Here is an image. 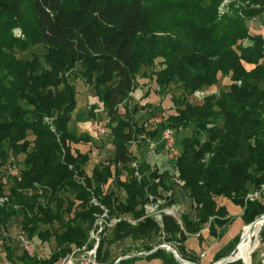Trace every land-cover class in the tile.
I'll return each mask as SVG.
<instances>
[{
    "label": "trees",
    "instance_id": "16d2710c",
    "mask_svg": "<svg viewBox=\"0 0 264 264\" xmlns=\"http://www.w3.org/2000/svg\"><path fill=\"white\" fill-rule=\"evenodd\" d=\"M221 2L79 0L72 12L64 0H0V10H16L13 19L33 44L46 48L41 56L23 59L13 52L27 50L21 40L0 37V197H7L0 205V241L4 232L12 236L10 223L20 219L19 231L29 240L52 238L55 245L44 259L23 252L24 264H57L72 247L84 244L101 211L89 203L92 196L110 215L136 220L118 221L101 239L98 259L104 264L115 261L110 260L112 245L129 238L144 242L148 252L159 244L160 235L179 243L180 256L195 262L185 249L186 237L200 236L208 224L207 232L221 238L232 223L228 204L241 208L244 225L264 213V37L249 28L250 20L262 12L253 6L264 5V0H232L219 15ZM22 5L24 13L18 12ZM76 66L71 75L92 87L106 113L114 151L90 176L85 171L89 151L78 145L91 140L69 128L75 79L68 72ZM142 67L150 69L158 90L174 85L178 91L171 97L173 110L152 129L134 118L135 108L128 109ZM223 80V89L190 101ZM121 103L125 117L118 111ZM96 108L90 107L91 115ZM166 128L173 130L180 147L171 154V168L192 212L181 214V223L162 214L160 225L144 216V204L148 195L160 196L158 187L170 189L165 180L172 172L151 168L131 147L147 145L146 138L155 139ZM9 161L20 167L19 181L4 173ZM253 191H261L260 198L246 199ZM173 203L172 196L164 206ZM259 237L264 243V222ZM237 240L219 250L214 260L226 256ZM2 246L12 261L10 245L5 240ZM145 259L180 264L162 248Z\"/></svg>",
    "mask_w": 264,
    "mask_h": 264
},
{
    "label": "rangeland",
    "instance_id": "374dc122",
    "mask_svg": "<svg viewBox=\"0 0 264 264\" xmlns=\"http://www.w3.org/2000/svg\"><path fill=\"white\" fill-rule=\"evenodd\" d=\"M149 1H152L155 4L158 2V0H149ZM231 1L232 0H222L220 6L218 7L219 15L227 11V6ZM64 2L65 4H67V6H69V9L72 12H74L76 8V3H78L79 0H64ZM23 7L25 6L24 5L20 6L18 12L20 13L26 12L27 9ZM253 7L254 9L262 10V12L259 15H257L255 18L250 20L249 22L250 33L252 34L259 33L264 37V32L260 29V24L263 23L264 21V10H263L264 5L253 6ZM15 11L14 12L10 11L9 13H7L5 11L0 10V37L8 36L9 38L11 37L17 40H21V42L24 43V46L22 47L27 49L25 52L23 51L17 52L16 49L13 50V52L15 51L16 56L19 58L30 59L33 57V54L41 56L43 53L46 52V48L43 47L42 45L33 44L31 38L25 34L24 30L20 26L19 24L20 22L18 20L13 19V16L16 14ZM244 43H248V40H244ZM156 66L157 64L153 66V69H155ZM77 70H78V66H76L73 69V71L71 72L69 71L68 73L69 75H71L72 73H75ZM149 72L150 69L148 67H142L140 69L137 77L136 89L134 90L133 93H131L130 100L128 102L129 111L135 108L136 113L134 114V118L139 119V123H143L146 129L154 128L156 122L160 121L161 118H163L169 111L173 110L171 97L174 96L175 94L177 95L178 93L174 85H170L167 87V89H163V90H158L157 87L155 88L153 81L149 78ZM74 76L75 75H71V79L74 80L75 79ZM74 82H75L74 83L75 108L71 112V120L69 122V128L75 131L77 135L80 134L88 135L91 140L86 145H78L79 149H81L82 151L84 150L86 151V149L89 151V161L85 166V171L90 176L93 167L99 161H105L108 158H112L114 151L108 138L109 133L108 135L103 136L102 138H98L96 134H94L89 130V127L91 126V123L94 120L107 121L106 113L102 109L97 98L94 96L92 87L85 85L81 79H75ZM225 84L226 82L223 80L220 82L218 86L201 91L196 95L191 96L189 99L191 102H199L204 94L210 92L216 93L220 89H223L225 87ZM93 105H96L97 108L94 111L92 109L93 112L91 115L90 107ZM118 111L123 116V114L125 113L124 103H121L119 105ZM131 148L133 153L136 155V157L142 159L143 155H140V153L138 152L139 150L138 145H132ZM178 150H180V147L177 143H175L173 147L169 151H167V159L169 160V163H167L166 160H163L161 158V162H162L161 170L165 167L167 170L172 172L171 176L169 175L168 180H165V183L170 189H172L173 202L177 207H179V209L174 213L175 216L177 217L183 213L189 214L192 212L191 203L187 194L181 188L180 184L174 182L172 179L174 175H173V169L171 168V154L177 152ZM164 152L165 151L158 150L155 154L157 155ZM124 176H125V172H123L122 174V177ZM1 181H5L4 176L1 177ZM227 207L232 216L231 217L232 223L227 227L226 233L221 238L212 237L207 232L208 224H206L204 226V230L201 231L200 236L196 234L188 235L184 241L185 249L188 250L195 257V260H197L199 264H211L212 262H215L214 257L218 253V251L224 248L227 245L228 241L233 240L235 237H238V240L234 243V245L231 246L232 248L229 250L226 256L230 255V253L236 247L238 248L239 251L240 248L239 241L241 236L242 238L248 240L247 239L248 236L245 233V228L247 227V225H244L240 218L241 208L237 206H232L230 204H228ZM10 225L11 226L9 227V231L11 235L14 236L20 230V219H17L16 222H11ZM56 226L57 225L54 224V227ZM45 228H47V226L46 227L41 226V230ZM259 230L256 235H252V233L250 234V236L252 237V244H254L255 246L252 252L250 253V258H248L249 264H264V243H260ZM3 235H4V240L2 241L6 240L7 244L10 245V250L12 251L11 252L12 261L6 258L5 251L2 246V241H0V264H24V261L21 258L23 257L22 255L23 252L25 251L22 249V247L18 245V242L14 238L8 236L6 232H4ZM163 240H164L163 235H160L158 238H156V241H158L159 243L163 242ZM29 241L31 245V255H29L30 257L35 256L37 258H42V259L47 258L55 248L54 241L52 238L49 241H42L38 237H33ZM164 241L166 242V240ZM143 244L144 242L142 241H133L129 238H127L122 242L116 243L111 246L110 260H116L117 258L120 257H123V259L135 257L139 259H137L134 264H164L159 259L146 260L145 256L147 254L144 253L146 251H144ZM171 245L175 246L176 248L178 246V244L176 243L173 244L171 243ZM205 249L208 250V254L204 259V262L201 263L199 262L200 261L199 256H195V255H199L201 251L206 252ZM241 261L243 264H245L243 260ZM57 264H60V262Z\"/></svg>",
    "mask_w": 264,
    "mask_h": 264
},
{
    "label": "built area",
    "instance_id": "2783aa9c",
    "mask_svg": "<svg viewBox=\"0 0 264 264\" xmlns=\"http://www.w3.org/2000/svg\"><path fill=\"white\" fill-rule=\"evenodd\" d=\"M221 10V9H220ZM260 29L264 32V21L260 24ZM89 130L96 134L98 138H102L103 136L108 135L110 132L109 127L107 125V121H100V120H94L91 123V126L89 127ZM162 140H163V149L167 152L169 151L174 143H175V137L173 130L166 128L162 131ZM148 144V153H154L156 152V144L155 142L149 141ZM132 167L137 169V163L133 162L131 164ZM4 173L16 181H19L21 178L20 175V167L15 164L14 162H8L4 166ZM135 176L137 179H140V175L137 171H135ZM173 181L178 183L177 177H176V171L173 173ZM157 193L160 196H153L148 195V201L144 204V216L153 217L160 225H162V214L171 215L174 217L179 223L180 221V215L177 217L175 216V212L179 209L174 203L170 206H164L166 201L172 197V189H163L161 187L157 188ZM261 195V191H253L246 195V199L249 200H255L259 199ZM7 201L6 196L0 197V205L5 203ZM90 204H93L95 206H99L101 211L99 213L95 214V219L92 223L91 228L88 231L87 240L84 244L80 246H74L72 247L71 251L67 253L60 261V264H104L101 263L98 259V251L101 239L105 236V234L110 231L115 224L120 220H125L131 224H135L136 220H133L130 216L122 215V216H116V215H110L107 208H105L103 205L100 204V202L96 199V197L92 196L89 200ZM197 235V234H196ZM164 237V236H163ZM11 238H14L20 247L28 254L31 255V245L28 237L21 231H19L16 235H12ZM171 243L177 242H169L164 241L155 245L153 249L162 248L164 250H172V254L175 257V259H182V261H178L180 264H199L198 262L190 261L187 259H184L180 256L178 253V250L175 246H172ZM152 249V250H153ZM151 250V251H152ZM151 251L144 252L145 254L150 253ZM143 253V254H144ZM206 252L202 251L199 255V258L202 259L205 257ZM125 258V257H124ZM123 257L117 258L113 264H117ZM234 261V257H222L215 262H212L211 264H226L228 262Z\"/></svg>",
    "mask_w": 264,
    "mask_h": 264
},
{
    "label": "crops",
    "instance_id": "0c3cea01",
    "mask_svg": "<svg viewBox=\"0 0 264 264\" xmlns=\"http://www.w3.org/2000/svg\"><path fill=\"white\" fill-rule=\"evenodd\" d=\"M162 133L161 134H159L155 139H147L146 138V140H145V143H147V145H145V146H138L139 147V150H138V152L140 153V155H143V157H142V159H144L146 162H147V164L151 167V168H153V169H157L159 172H163V171H165V170H167L165 167L161 170V158L163 159V160H166L167 161V163H169V160L167 159V152L163 149V140H162ZM148 140L149 141H152V142H155V144H156V152L158 151V150H161V151H165L164 153H160V154H155L156 152H154V153H148V144H149V142H148ZM134 145V144H133ZM141 160V159H140ZM100 162H103V161H99L98 163H100ZM97 163V164H98ZM152 163H154V164H152ZM231 205V204H230ZM228 208V207H227ZM228 212H229V210H228ZM229 215H230V217H232L231 216V214H230V212H229ZM231 240H229L228 241V243L230 242ZM227 243V244H228ZM204 250V249H203ZM206 250V254H205V257L204 258H202V259H200V261L199 262H204V259L206 258V256H207V254H208V250L207 249H205ZM221 250V249H220ZM187 251V253L189 252L188 250H186ZM202 252V251H201ZM189 254H191L190 252H189ZM192 255V254H191ZM200 255V254H199ZM199 255H195V256H199ZM193 256V255H192ZM190 261H192V260H190ZM215 261V260H214ZM195 262H198L197 260H195Z\"/></svg>",
    "mask_w": 264,
    "mask_h": 264
},
{
    "label": "bare ground",
    "instance_id": "6f19581e",
    "mask_svg": "<svg viewBox=\"0 0 264 264\" xmlns=\"http://www.w3.org/2000/svg\"><path fill=\"white\" fill-rule=\"evenodd\" d=\"M261 225L262 222L260 220H257L253 225L247 226L245 228V233L248 236V240L241 238L238 254L235 253L231 257L241 259L245 262V264H249V255L255 246L254 244H252V237L250 236V234L252 233V235H256Z\"/></svg>",
    "mask_w": 264,
    "mask_h": 264
},
{
    "label": "water",
    "instance_id": "95a60500",
    "mask_svg": "<svg viewBox=\"0 0 264 264\" xmlns=\"http://www.w3.org/2000/svg\"><path fill=\"white\" fill-rule=\"evenodd\" d=\"M257 220H260L262 223L264 222V213L262 214V215H260L258 218H256L253 222H251L250 224H248L247 226H250V225H253ZM241 238H242V236H241ZM241 238H240V241H241ZM240 241H239V243H240ZM238 243V244H239ZM155 249H153L152 251H154ZM236 250H237V247L230 253V255H228V256H224V257H229V256H232V254H234L235 252H236ZM151 251V252H152ZM169 252H171V253H173L172 252V250H169ZM223 257V258H224ZM236 259H238V258H234V260H236ZM176 260H178V261H182V259H176ZM244 262V261H243ZM245 263V262H244Z\"/></svg>",
    "mask_w": 264,
    "mask_h": 264
}]
</instances>
